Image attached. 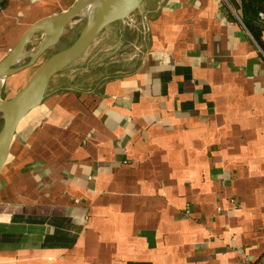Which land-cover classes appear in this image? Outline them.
<instances>
[{
  "label": "crops",
  "instance_id": "obj_1",
  "mask_svg": "<svg viewBox=\"0 0 264 264\" xmlns=\"http://www.w3.org/2000/svg\"><path fill=\"white\" fill-rule=\"evenodd\" d=\"M75 1L0 0V60ZM263 3L144 0L57 73L0 174V264H264V51L246 24L264 28Z\"/></svg>",
  "mask_w": 264,
  "mask_h": 264
},
{
  "label": "water",
  "instance_id": "obj_2",
  "mask_svg": "<svg viewBox=\"0 0 264 264\" xmlns=\"http://www.w3.org/2000/svg\"><path fill=\"white\" fill-rule=\"evenodd\" d=\"M143 1L76 0L67 10L42 17L33 23L0 60V114L3 118L0 128V174L7 162L18 126L31 111L43 103L51 79L83 55L109 24L140 11ZM77 19H84L85 23L76 39L68 46L53 52L12 96L3 98L6 78L33 65L60 41L67 27ZM39 33L43 37L30 46L35 35Z\"/></svg>",
  "mask_w": 264,
  "mask_h": 264
},
{
  "label": "rangeland",
  "instance_id": "obj_3",
  "mask_svg": "<svg viewBox=\"0 0 264 264\" xmlns=\"http://www.w3.org/2000/svg\"><path fill=\"white\" fill-rule=\"evenodd\" d=\"M74 23L75 24L68 26L61 40L56 45L52 46L49 50H47L33 65L15 74H12L6 78L4 82L3 93H2L3 98H8L11 95H13L27 81V79L37 69V67L41 65L47 59V57H49L53 52L68 46L76 39L82 27L84 26L85 20L84 19L75 20ZM36 37L39 38L38 36ZM34 39L30 43V46H33L36 44L37 41L35 40L36 42H33ZM85 57H86V54H84L82 59H85ZM82 59L80 60V62H78L79 61L78 60L76 63H74V66L79 63H82L81 62L83 61ZM2 123H3V118H2V115L0 114V128L2 126Z\"/></svg>",
  "mask_w": 264,
  "mask_h": 264
},
{
  "label": "trees",
  "instance_id": "obj_4",
  "mask_svg": "<svg viewBox=\"0 0 264 264\" xmlns=\"http://www.w3.org/2000/svg\"><path fill=\"white\" fill-rule=\"evenodd\" d=\"M261 11H264V3L260 7V9L258 10V13ZM246 24H247V27L249 28V30L251 31V33L253 34L255 40L257 41L259 46L264 51V40L262 38V36H263L262 33H263L264 28L261 27L260 25H257V24H251V23H246Z\"/></svg>",
  "mask_w": 264,
  "mask_h": 264
},
{
  "label": "built area",
  "instance_id": "obj_5",
  "mask_svg": "<svg viewBox=\"0 0 264 264\" xmlns=\"http://www.w3.org/2000/svg\"><path fill=\"white\" fill-rule=\"evenodd\" d=\"M259 15H260V17H264V11H261V12L259 13Z\"/></svg>",
  "mask_w": 264,
  "mask_h": 264
}]
</instances>
